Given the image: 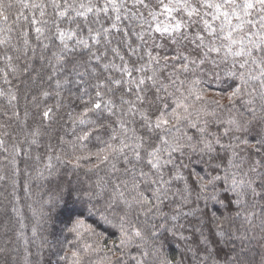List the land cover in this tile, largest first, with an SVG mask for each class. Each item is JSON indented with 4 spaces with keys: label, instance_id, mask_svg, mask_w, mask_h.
<instances>
[{
    "label": "snow or ice",
    "instance_id": "snow-or-ice-1",
    "mask_svg": "<svg viewBox=\"0 0 264 264\" xmlns=\"http://www.w3.org/2000/svg\"><path fill=\"white\" fill-rule=\"evenodd\" d=\"M0 264H264V0H0Z\"/></svg>",
    "mask_w": 264,
    "mask_h": 264
}]
</instances>
